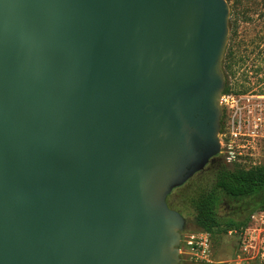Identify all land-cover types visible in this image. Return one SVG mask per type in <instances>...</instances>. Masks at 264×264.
I'll return each mask as SVG.
<instances>
[{"label": "water", "instance_id": "water-1", "mask_svg": "<svg viewBox=\"0 0 264 264\" xmlns=\"http://www.w3.org/2000/svg\"><path fill=\"white\" fill-rule=\"evenodd\" d=\"M227 0H0V264H179L172 191L218 157Z\"/></svg>", "mask_w": 264, "mask_h": 264}, {"label": "rangeland", "instance_id": "rangeland-1", "mask_svg": "<svg viewBox=\"0 0 264 264\" xmlns=\"http://www.w3.org/2000/svg\"><path fill=\"white\" fill-rule=\"evenodd\" d=\"M231 10L236 11L238 21L237 29L231 32L222 62V71L231 75L230 84L237 90H250L255 86L264 89V0H227ZM238 49V51H237ZM234 50L233 55L228 52ZM246 50V51H243ZM245 55L246 60H237L238 57ZM232 58V61H230ZM232 63V64H231ZM232 65L229 67V65ZM226 67V68H225ZM250 75V78H240L238 75ZM256 83L255 86H253ZM194 180L183 186L176 188L168 196V205L179 211L177 207L183 209V216L186 218V226L182 231V237L200 231L196 224L194 210L189 205V197L192 196ZM189 195L185 198V195ZM229 204L225 203L224 208L220 209L222 214L229 211ZM180 212V211H179ZM253 229L242 232H229L219 241H213L211 246V256L208 261H196L188 253L180 252L179 264H261L257 257V248L264 240V233L258 236ZM250 243L248 251H244L243 239Z\"/></svg>", "mask_w": 264, "mask_h": 264}, {"label": "trees", "instance_id": "trees-1", "mask_svg": "<svg viewBox=\"0 0 264 264\" xmlns=\"http://www.w3.org/2000/svg\"><path fill=\"white\" fill-rule=\"evenodd\" d=\"M237 21V13L233 8L229 22L231 32L236 31ZM228 54L233 55V52L229 51ZM228 87L227 82L225 89ZM191 180H194L193 194L189 197L188 206L194 210L198 228L208 232L215 242L230 231H244L251 225L252 213L264 208V164L245 169L224 161L215 164L210 161ZM188 196L186 194L185 198ZM225 203L230 208L222 214L220 209L224 208ZM177 209L183 215V209Z\"/></svg>", "mask_w": 264, "mask_h": 264}, {"label": "built area", "instance_id": "built-area-1", "mask_svg": "<svg viewBox=\"0 0 264 264\" xmlns=\"http://www.w3.org/2000/svg\"><path fill=\"white\" fill-rule=\"evenodd\" d=\"M228 86L220 100L224 118L218 157L229 165L245 169L260 166L264 164V93L239 91L231 84ZM252 229L259 232L258 236L264 233V208L252 213L251 225L244 231ZM249 239L253 237H245L242 241L246 252L251 246L247 243ZM211 246L210 234L200 230L182 237L179 248L196 261H208ZM257 257L264 264V240L257 248Z\"/></svg>", "mask_w": 264, "mask_h": 264}, {"label": "flooded vegetation", "instance_id": "flooded-vegetation-1", "mask_svg": "<svg viewBox=\"0 0 264 264\" xmlns=\"http://www.w3.org/2000/svg\"><path fill=\"white\" fill-rule=\"evenodd\" d=\"M231 52H233V53H235V51L234 50H230ZM237 51H238V49H237ZM243 51H246V50H243ZM248 57H246L245 55H242V56H240V57H238L237 58V60H241V61H244V60H246ZM230 61H232V58H231V60ZM226 68V67H225ZM253 73H251L250 75H252ZM250 75H244V74H240V73H238V75L237 76H239L240 78H242V79H244V78H250L251 76ZM224 76H225V81H226V83L228 82V84H230V77H231V75H229V73L228 72H225V74H224ZM253 86H255L256 85V83H254L253 82ZM241 91H245V92H254V93H258V94H262V93H264V89H262V88H260V86H255V87H253L252 89H250V90H241ZM220 163V162H223V159H221L220 157H217V158H215L214 160H212L211 161V163H213V164H215V163Z\"/></svg>", "mask_w": 264, "mask_h": 264}]
</instances>
